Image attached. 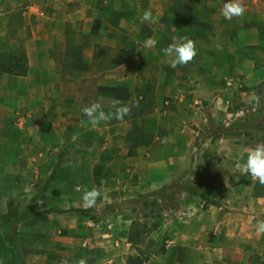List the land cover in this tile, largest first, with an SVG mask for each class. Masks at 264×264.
Instances as JSON below:
<instances>
[{"label": "crops", "instance_id": "crops-1", "mask_svg": "<svg viewBox=\"0 0 264 264\" xmlns=\"http://www.w3.org/2000/svg\"><path fill=\"white\" fill-rule=\"evenodd\" d=\"M8 1L0 0V51L24 50L29 70H0V199L19 189L14 168L45 182L55 174L53 188L39 196L50 208L19 212L23 264H60L47 253L54 247L69 257L63 264H264V185L244 167L249 152L264 148L263 140L251 142L264 130L253 122L264 118V0H239L244 15L231 20L221 14L229 0H105L89 2L91 14L81 9L85 0H75L74 17L46 20V28L24 21L16 35ZM146 10L152 15L142 22ZM64 23L73 31L49 34ZM187 40L196 55L172 67L164 49ZM102 43L112 50L106 67ZM128 51L129 60L116 64ZM93 106L96 123L83 112ZM212 120L220 121L215 130L228 129L215 152L233 159L222 180L229 194L206 207L190 187L158 197L164 206L134 246L129 231L139 213L124 206L110 214L108 203L141 199L145 184L172 180ZM50 151L60 160L47 158ZM131 152L137 155L121 163ZM132 169L148 180L133 185ZM92 190L99 194L88 206L83 196ZM0 264H18L1 225Z\"/></svg>", "mask_w": 264, "mask_h": 264}, {"label": "rangeland", "instance_id": "rangeland-1", "mask_svg": "<svg viewBox=\"0 0 264 264\" xmlns=\"http://www.w3.org/2000/svg\"><path fill=\"white\" fill-rule=\"evenodd\" d=\"M105 0H85L84 4H87V6H84V8H81L84 13L91 14L92 8L89 9L88 5L89 2H93L96 5L104 4ZM108 1V0H107ZM10 4V9H13L14 16L12 18L13 24H14V32L16 35L18 32L15 31V25H20L24 23V21H31L35 23V26H40L41 23H45V27H49V23L46 24V20L49 22L54 19V21H63L65 18H71L74 17V11L76 10L77 2L75 0H69L66 2V0H10L8 1ZM67 4V6H66ZM81 4V3H80ZM34 6L35 10H30V6ZM37 9V10H36ZM59 12V13H58ZM81 15V13H79ZM48 17V18H47ZM55 17V18H54ZM77 18V17H76ZM75 18V19H76ZM76 27H80V25H75ZM36 31V28L34 29ZM40 30V29H39ZM69 30L73 31V29L70 28V26L64 24H55L53 28H50V35L53 34H59L64 33V31L69 32ZM103 30V29H102ZM27 31V30H26ZM17 32V33H16ZM24 33V32H23ZM20 34V33H19ZM24 35V34H22ZM110 41V40H109ZM103 42V41H102ZM115 43V42H114ZM22 44V43H21ZM118 44V43H117ZM100 51L102 52V56H100L102 59L101 65L108 66L110 64L109 59L110 55L112 53L111 49H108L104 43L99 44ZM114 51V50H113ZM108 54V55H106ZM112 58V57H111ZM107 59V61H105ZM10 109L14 107V105L9 104L8 105ZM22 111V110H21ZM255 122V124H258L261 127H264V118H260ZM219 120H212L208 123V125L204 126L203 129H201L200 134L197 136L194 148L192 151L188 152L187 155V161L185 165H183L181 168H179L172 180L170 179L168 182H162L159 184H156L154 186H149L147 184L144 185L143 192H140V198L141 199H125V200H119L118 196L116 199L112 200V202L108 203V210H106L107 213L113 214L116 209H120V207H129L134 210H136L138 214V218L140 219V223L143 224L147 221V219L154 215L158 214L160 212V209L163 208L164 202L163 200L158 201V197H163L164 199L167 198L168 200L172 197L173 193L179 190L180 188H198L199 191L202 189L199 188L200 183H202L204 178H207L206 182L213 183V186H216L217 188L212 192V195L216 197L217 199H221V197L228 195L229 189L218 185V182H221L224 180V178L232 171L233 168V159L227 158V157H218L215 152L216 148V141L218 140L219 132L225 131L228 132L227 128H217L216 130L214 127H219ZM252 131V130H251ZM258 134L255 136L256 140H251V142H258V141H264V130L258 131ZM258 140V141H257ZM207 143V145L203 144ZM5 148V147H4ZM198 148V149H197ZM197 149V150H196ZM7 152V151H6ZM55 152V151H54ZM137 153L131 152L129 154H121L120 157L122 158L120 160L121 163H125L127 165V161L130 158H134ZM46 156V155H45ZM56 155L50 153H47V158H52L53 160H60L58 158H54ZM58 156V154H57ZM44 158V156H42ZM192 157V161H191ZM220 161V162H219ZM219 162V163H218ZM101 173L103 174V170L99 169ZM14 173H16V179L20 181L18 184L19 189H13L11 192L14 195L13 198L10 200H1L0 201V210L2 212H20L23 214H26L28 212L29 207H35L39 209L40 211H44L48 208V203L50 202L47 199H44V197H39L42 195L43 191H46V189H49L50 187L53 188L55 183H52V180L54 182V176L53 175L49 180L46 182L43 179L40 178H27V176H22L23 168H14ZM139 173L141 171L139 170ZM138 172H134L133 169L128 172L130 174V181L133 183V185H136L140 181H146L149 178V175L146 171L143 173L144 178H140V174ZM186 174L193 175L194 179L190 180L188 182H183L175 185L174 181H177L180 177ZM137 175V176H136ZM142 176V175H141ZM174 179V180H173ZM198 181V182H197ZM194 183V184H193ZM199 183V184H198ZM210 183L207 184L209 186ZM175 186V187H174ZM8 187V186H7ZM131 187V186H130ZM146 187V188H145ZM57 193V191H56ZM126 193V191H124ZM58 194V193H57ZM158 196H155L157 195ZM128 195V194H127ZM116 196V195H115ZM130 196V195H129ZM220 196V197H219ZM167 204V202H165ZM97 208L99 206L97 205ZM96 212V211H95ZM6 213V215H7ZM92 216L93 214L90 213ZM99 214V213H98ZM96 213V216L98 215ZM104 213H100V215H103ZM95 215V214H94ZM55 233H50V238H55ZM47 253H49V256L53 257V262H55L57 259H62L60 261V264H63V262L69 261V257L62 258L61 255L62 249L58 247L50 248ZM65 255V254H63ZM72 258V257H71ZM55 264V263H53Z\"/></svg>", "mask_w": 264, "mask_h": 264}, {"label": "trees", "instance_id": "trees-1", "mask_svg": "<svg viewBox=\"0 0 264 264\" xmlns=\"http://www.w3.org/2000/svg\"><path fill=\"white\" fill-rule=\"evenodd\" d=\"M132 53L130 51L125 54H120L117 63L120 64L129 60ZM0 70L15 74V75H26L29 70L27 55L24 50H12V51H0ZM200 183L199 191L197 188L191 187V192L199 195L200 202H203V206L206 207L208 204H216V197L212 195V192L217 188L213 186V183L206 182L207 178ZM210 183L209 186L207 184ZM218 185L222 186L223 183L218 182ZM213 190V191H212ZM32 213L35 212V208L30 207ZM55 211L63 212V209L56 208ZM86 212L85 210H81ZM24 217L19 212H11L8 216H4L0 213V225L2 227L6 242L14 249L18 264H23L22 251L19 241V224ZM149 232L148 227L143 223L141 224L138 220L133 221L129 231V241L136 246L144 240V237Z\"/></svg>", "mask_w": 264, "mask_h": 264}, {"label": "clouds", "instance_id": "clouds-1", "mask_svg": "<svg viewBox=\"0 0 264 264\" xmlns=\"http://www.w3.org/2000/svg\"><path fill=\"white\" fill-rule=\"evenodd\" d=\"M244 12L245 9L239 0H229V2L224 4L221 14L226 20H231L233 17L243 16ZM151 15V12L146 10L141 18L142 22L148 21L151 18ZM146 43L147 46L154 47L156 41L149 38ZM164 51L167 55L173 57L170 62L172 67H175L177 64H186L196 55L194 44L191 40H187L182 44L170 45L168 48L164 49ZM120 111L123 114H127L128 109L124 108ZM83 112L92 120V123H96V118L93 116L95 106L85 108L83 109ZM244 167L254 179H257L260 184L264 185V148L257 147L255 150L249 152ZM98 194L99 193L96 190L85 192L83 200L88 206H91ZM258 231L264 232V221L258 223Z\"/></svg>", "mask_w": 264, "mask_h": 264}, {"label": "built area", "instance_id": "built-area-1", "mask_svg": "<svg viewBox=\"0 0 264 264\" xmlns=\"http://www.w3.org/2000/svg\"><path fill=\"white\" fill-rule=\"evenodd\" d=\"M170 243V241H168L166 244H169Z\"/></svg>", "mask_w": 264, "mask_h": 264}]
</instances>
